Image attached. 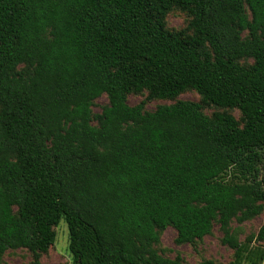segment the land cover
Masks as SVG:
<instances>
[{
    "label": "trees",
    "instance_id": "obj_1",
    "mask_svg": "<svg viewBox=\"0 0 264 264\" xmlns=\"http://www.w3.org/2000/svg\"><path fill=\"white\" fill-rule=\"evenodd\" d=\"M263 212L264 0H0V264H42L61 219L72 264H179L162 232L215 223L227 264H261L264 221L231 222Z\"/></svg>",
    "mask_w": 264,
    "mask_h": 264
},
{
    "label": "rangeland",
    "instance_id": "obj_2",
    "mask_svg": "<svg viewBox=\"0 0 264 264\" xmlns=\"http://www.w3.org/2000/svg\"><path fill=\"white\" fill-rule=\"evenodd\" d=\"M188 21L186 13L179 10H172L167 13L165 17V24L168 29L178 30L183 28ZM146 98V92L141 94H129L127 96V103L135 105ZM175 100H189L199 101V96L192 90L185 91L178 95ZM175 100L149 99L145 102L144 109L147 111L154 110L158 105L170 104ZM107 103V98L103 94L94 100L92 110L95 113L100 112L102 105ZM220 110L213 106H205L203 112L210 115L212 112ZM236 118L239 113L236 110H229ZM264 221V212L250 221L238 224L236 221L231 222L232 228H240L239 240H243L249 233L257 231L260 224ZM55 230V241L48 251L41 255L40 260L42 264H72L70 253H68V229L64 220H60ZM222 233L215 223L212 227L210 235H206L202 240L196 242L194 245L182 244L176 245L173 241L175 237V230L167 227L160 236V243L158 248H164L166 251L163 255L169 258L179 256V264H200L203 259H211L216 264H227L232 259V250L226 245L221 244L220 238ZM30 252L26 249L7 250L3 257L1 264H30ZM247 264V263H243Z\"/></svg>",
    "mask_w": 264,
    "mask_h": 264
},
{
    "label": "crops",
    "instance_id": "obj_3",
    "mask_svg": "<svg viewBox=\"0 0 264 264\" xmlns=\"http://www.w3.org/2000/svg\"><path fill=\"white\" fill-rule=\"evenodd\" d=\"M261 264H264V258H263V260H262Z\"/></svg>",
    "mask_w": 264,
    "mask_h": 264
}]
</instances>
